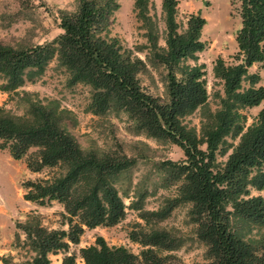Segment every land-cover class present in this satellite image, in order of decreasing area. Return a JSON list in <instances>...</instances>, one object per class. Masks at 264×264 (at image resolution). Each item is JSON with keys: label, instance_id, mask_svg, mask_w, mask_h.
Instances as JSON below:
<instances>
[{"label": "trees", "instance_id": "obj_1", "mask_svg": "<svg viewBox=\"0 0 264 264\" xmlns=\"http://www.w3.org/2000/svg\"><path fill=\"white\" fill-rule=\"evenodd\" d=\"M238 1V61L225 63L219 56L213 61L211 72L221 86L214 92L213 109L207 104L201 64L185 62L204 46L200 30L205 18L188 12L178 30L177 0H160L162 45L151 0H133L135 16L145 28L146 42L140 46L148 49L147 61L135 53L140 46L134 50L108 35L116 0H75L70 10L58 8L61 31L47 41L26 46L0 41V89L20 94L26 103L21 114L0 105V148L12 158L24 157L30 171L48 168L41 177L21 181L22 197L39 205L56 200L65 216L66 228L44 226L36 213L15 223L23 234L21 245L32 252L28 264H52L48 253L66 251L84 227L117 223L125 204L116 181L133 160L117 149H83L69 129L71 110L57 98L19 89L52 58L64 68L67 84L89 86L88 111L122 110L133 133L174 143L184 155L161 161L166 181L178 182L173 195L164 196L155 208H143L138 200L129 204L141 219L127 231L140 245L138 253L97 235L93 243L78 247L84 264H168L180 240L174 229L158 222L183 202L189 204L193 233L205 246L200 264H264V196L249 193L250 187L264 189V85L257 84V72L247 71L253 62L264 63V0ZM148 65L164 68L165 99L141 83L139 74ZM254 106L251 121L244 124L242 110ZM196 109L198 130L184 121ZM217 154L224 158L218 160ZM0 260L7 264L5 256ZM60 264H74V254L64 253Z\"/></svg>", "mask_w": 264, "mask_h": 264}, {"label": "rangeland", "instance_id": "obj_2", "mask_svg": "<svg viewBox=\"0 0 264 264\" xmlns=\"http://www.w3.org/2000/svg\"><path fill=\"white\" fill-rule=\"evenodd\" d=\"M118 7L113 11V21L109 27V36H117L123 46L135 50L136 46L145 44V28L133 11V0H116ZM150 12L154 14L158 29V44H163L164 23L160 11V0H151ZM238 0H177L175 19L179 24L178 30L185 25L188 12L199 13L205 18L200 30V39L204 46L196 52L194 59L186 58L189 64H201L204 72L207 104L210 108L217 106L215 90L221 91L219 81L211 72L213 61L221 57L225 63H235L236 43L235 31L240 25ZM75 0H0V41L12 45H30L44 42L61 31L57 24L58 8L72 9ZM135 53L146 60L147 48L139 47ZM147 61V60H146ZM248 72H257V84L264 85V63L253 62L247 67ZM161 65H148L140 73L141 83L152 93L165 99L164 74ZM3 82L0 77V84ZM243 84L245 82L243 81ZM35 92L39 97L57 98L62 106L72 112L73 121L69 125L83 149L96 152L117 149L133 160L125 168L116 181V187L122 194L125 204L124 216L115 224L109 226L97 225L84 227L78 242H69L66 251L48 253L52 264H60L64 253L74 254V264H84L78 254V247L93 243L97 235L103 237L108 244H122L132 252L138 253L140 245L127 237V231L132 222L141 219L137 210L130 207V202L138 200L143 208L157 207L164 196L175 193L176 183L166 181L162 160H180L184 157L179 146L169 141L156 140L145 136L142 132L133 133L131 121L122 110H110L103 115H96L87 110L90 96L88 85L76 82L67 84L66 73L55 58L48 61L43 72L32 81H25L19 89ZM14 91L0 89V105L11 112L21 114L25 101ZM258 106L244 108L245 122L251 121ZM199 109L184 117L186 124L199 127ZM233 142L235 138L229 136ZM222 160L224 155L217 154ZM47 167L39 171H30L25 166L24 157L12 158L6 148H0V256H5L7 264H28L31 251L21 245L23 238L21 230L15 226L23 221L27 214L36 213L41 224L48 227L66 228L62 205L56 200L39 205L22 197L23 188L20 186L26 178H37L45 175ZM125 192V193H123ZM250 194H261L264 189L249 188ZM188 203L176 205L170 214L159 221L165 228L174 229L179 236L180 245L172 251L176 256L168 264H200L204 261L205 246L193 233V223L188 220ZM19 242V243H18ZM163 254L164 251H159ZM1 264V260H0Z\"/></svg>", "mask_w": 264, "mask_h": 264}]
</instances>
